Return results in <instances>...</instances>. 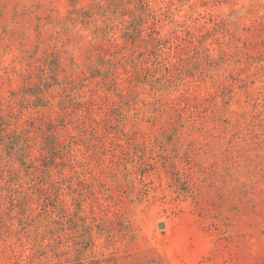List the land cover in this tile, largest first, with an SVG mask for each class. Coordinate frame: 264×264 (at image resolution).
<instances>
[{
  "label": "rangeland",
  "instance_id": "374dc122",
  "mask_svg": "<svg viewBox=\"0 0 264 264\" xmlns=\"http://www.w3.org/2000/svg\"><path fill=\"white\" fill-rule=\"evenodd\" d=\"M0 119V264H264V0H0Z\"/></svg>",
  "mask_w": 264,
  "mask_h": 264
},
{
  "label": "trees",
  "instance_id": "16d2710c",
  "mask_svg": "<svg viewBox=\"0 0 264 264\" xmlns=\"http://www.w3.org/2000/svg\"><path fill=\"white\" fill-rule=\"evenodd\" d=\"M129 17L128 21H123L124 23V26L122 28V40L125 42V43H133V39L131 38L130 35L134 34L135 31L136 32H139V27H140V19L134 17L133 14H131L129 11H126L125 10V14H124V17ZM123 17V18H124ZM1 121V119H0ZM4 121V119H3ZM28 152L25 154L22 150L21 154H20V157L23 156L24 159L27 158V155Z\"/></svg>",
  "mask_w": 264,
  "mask_h": 264
},
{
  "label": "water",
  "instance_id": "95a60500",
  "mask_svg": "<svg viewBox=\"0 0 264 264\" xmlns=\"http://www.w3.org/2000/svg\"><path fill=\"white\" fill-rule=\"evenodd\" d=\"M164 226H165V224L163 222L157 224V227L159 229H162Z\"/></svg>",
  "mask_w": 264,
  "mask_h": 264
}]
</instances>
